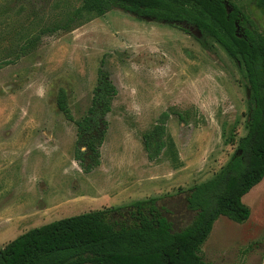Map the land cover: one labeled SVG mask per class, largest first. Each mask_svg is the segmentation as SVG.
I'll list each match as a JSON object with an SVG mask.
<instances>
[{
	"label": "rangeland",
	"instance_id": "1",
	"mask_svg": "<svg viewBox=\"0 0 264 264\" xmlns=\"http://www.w3.org/2000/svg\"><path fill=\"white\" fill-rule=\"evenodd\" d=\"M232 2L254 12L249 0ZM83 3L0 0V64L13 63L0 70V217H27L1 229L0 250L52 222L151 198L180 231L193 217L186 192L214 178L247 134L246 73L221 46L204 49L194 28L118 8L99 17L81 11ZM100 69L118 94L101 128V164L89 171L85 147L76 160L77 123L92 106ZM62 89L73 122L58 109ZM163 114L169 147L150 159L144 137ZM243 202L252 211L247 222L215 223L202 249L209 264H247L249 254L258 264L264 180ZM39 206L47 209L32 216Z\"/></svg>",
	"mask_w": 264,
	"mask_h": 264
},
{
	"label": "trees",
	"instance_id": "2",
	"mask_svg": "<svg viewBox=\"0 0 264 264\" xmlns=\"http://www.w3.org/2000/svg\"><path fill=\"white\" fill-rule=\"evenodd\" d=\"M249 1L254 12L246 13L232 0H84L81 11L102 17L118 8L139 20L151 19L189 33L179 26L183 24L200 32L196 39L204 49H209L210 41L221 46L246 73L247 134L214 178L186 192V210L193 217L180 231L158 206V199L151 198L32 229L0 250V264H209L202 249L215 223L221 217L247 222L252 211L243 198L264 180V0ZM227 3L233 9L230 14ZM11 64H0V70ZM117 94L110 75L100 69L92 106L77 123L76 160L85 159V147L93 160L89 171L101 164L107 130L101 128ZM57 106L68 121H74L63 89ZM168 119L163 114L144 137L150 159L169 147Z\"/></svg>",
	"mask_w": 264,
	"mask_h": 264
},
{
	"label": "crops",
	"instance_id": "3",
	"mask_svg": "<svg viewBox=\"0 0 264 264\" xmlns=\"http://www.w3.org/2000/svg\"><path fill=\"white\" fill-rule=\"evenodd\" d=\"M37 147L38 148H41L42 146L39 145ZM28 152L29 151H27L25 154H27ZM20 206L22 207V205H18L17 209ZM44 209H47V208L46 207L39 206V208L35 209V211L32 213V216L41 215L42 214V211ZM17 215L18 216L15 217L14 215L7 214L4 217H0V232L3 230L4 227L8 228L11 224L15 223L16 220L23 221V220H25L27 218L26 215H25V213L17 214ZM262 245L263 244H260L259 246H262ZM258 258H259L258 259V264H264V249H263L262 255L259 256ZM246 260H247V264H251L255 260V257H254L253 254H249L247 256Z\"/></svg>",
	"mask_w": 264,
	"mask_h": 264
},
{
	"label": "water",
	"instance_id": "4",
	"mask_svg": "<svg viewBox=\"0 0 264 264\" xmlns=\"http://www.w3.org/2000/svg\"><path fill=\"white\" fill-rule=\"evenodd\" d=\"M226 8H227L229 14L232 13L233 9L231 8V6H230L228 3L226 4ZM179 26L182 27V28H185V29H187V30H189V31H192V30L189 28V26H186V25H183V24H180ZM238 31H239V29H238ZM197 33H198V34H197V37H201L200 32H197ZM239 37H241V36H239Z\"/></svg>",
	"mask_w": 264,
	"mask_h": 264
},
{
	"label": "flooded vegetation",
	"instance_id": "5",
	"mask_svg": "<svg viewBox=\"0 0 264 264\" xmlns=\"http://www.w3.org/2000/svg\"><path fill=\"white\" fill-rule=\"evenodd\" d=\"M135 17H136V16H135ZM147 20H151V19H147ZM153 21H154V20H153ZM189 28L192 30V28H191V27H189ZM190 32H191V31H190ZM190 32H189V33H190Z\"/></svg>",
	"mask_w": 264,
	"mask_h": 264
}]
</instances>
